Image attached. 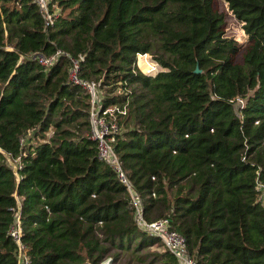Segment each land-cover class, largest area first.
<instances>
[{"label": "trees", "instance_id": "trees-1", "mask_svg": "<svg viewBox=\"0 0 264 264\" xmlns=\"http://www.w3.org/2000/svg\"><path fill=\"white\" fill-rule=\"evenodd\" d=\"M220 1L243 41L215 0H48V26L30 0H0V264H17V202L30 264H177L140 252L160 243L97 157L64 54L125 111L112 147L142 218H167L196 264H264V0ZM136 53L160 70L139 72Z\"/></svg>", "mask_w": 264, "mask_h": 264}, {"label": "built area", "instance_id": "built-area-1", "mask_svg": "<svg viewBox=\"0 0 264 264\" xmlns=\"http://www.w3.org/2000/svg\"><path fill=\"white\" fill-rule=\"evenodd\" d=\"M33 2L42 18L45 26L52 23L56 17L57 12L54 7L50 8L48 0H30ZM62 51H56L49 56L37 55L36 59L41 66L51 65ZM71 66L68 73V79L71 83L79 85L89 96V110L88 119L90 124V138L96 142L97 157L104 161L115 172L118 181L127 190L130 203L134 209L135 219L137 226L147 232L148 234L158 238L162 249L172 255L177 264H196L195 261L188 255L185 248V240L181 234L170 228L167 218L155 219L146 222L142 218L141 201L137 194L133 191L131 184L125 177L121 168L120 161L115 154L112 142L114 141L115 134L118 132V125L116 122V115H124V109L113 107H102L100 99L99 83L96 81L80 79L77 76L78 61L68 55L64 54ZM82 59L81 57H79ZM142 74H153L160 70L159 66L150 58L147 53H136L134 64ZM236 103L242 104L239 99L235 100ZM12 169L15 171L18 168V163L12 160ZM260 188L259 185H257ZM13 219L7 229V235L15 242L16 245V260L17 264H30L29 256L26 253V246L21 242V225L19 217V203L12 208ZM101 264H109V259H105Z\"/></svg>", "mask_w": 264, "mask_h": 264}, {"label": "rangeland", "instance_id": "rangeland-1", "mask_svg": "<svg viewBox=\"0 0 264 264\" xmlns=\"http://www.w3.org/2000/svg\"><path fill=\"white\" fill-rule=\"evenodd\" d=\"M214 8L217 11H225L226 12V15L224 17V21H225L224 32H225V34H227V35H233L235 38H237L238 41H243L244 40L243 39V33L241 32L238 23H236L231 18V16L228 14V12L226 11L225 4L222 3L220 0H215V2H214ZM241 51H242V47L239 49V52H238L237 57H236V61H239V59H240V52ZM11 166H12V164H11ZM262 202L264 204V198H263ZM162 250L163 249H162L161 245H159V244L156 245L155 244L152 247H149L148 249L141 250L140 252L141 253H146V252L151 253V252H155V251L161 252ZM128 258H129L128 253L123 254L117 264H125V262H127ZM149 258H150V256H148V258H145L144 263H142V264L147 263L148 260H149ZM129 264H134V261H131ZM154 264H156V263H154Z\"/></svg>", "mask_w": 264, "mask_h": 264}, {"label": "water", "instance_id": "water-1", "mask_svg": "<svg viewBox=\"0 0 264 264\" xmlns=\"http://www.w3.org/2000/svg\"><path fill=\"white\" fill-rule=\"evenodd\" d=\"M199 72H200V70L198 69L197 66H195L194 69H193V73H199ZM100 81H101V80H100Z\"/></svg>", "mask_w": 264, "mask_h": 264}]
</instances>
